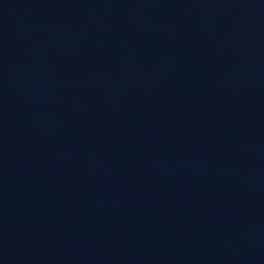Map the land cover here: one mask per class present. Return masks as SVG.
<instances>
[{"label": "water", "instance_id": "1", "mask_svg": "<svg viewBox=\"0 0 264 264\" xmlns=\"http://www.w3.org/2000/svg\"><path fill=\"white\" fill-rule=\"evenodd\" d=\"M264 176V0H0V264H121Z\"/></svg>", "mask_w": 264, "mask_h": 264}]
</instances>
